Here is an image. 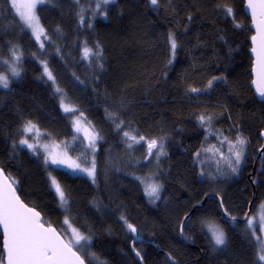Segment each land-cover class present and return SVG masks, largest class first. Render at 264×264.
I'll return each instance as SVG.
<instances>
[{
	"label": "trees",
	"instance_id": "trees-1",
	"mask_svg": "<svg viewBox=\"0 0 264 264\" xmlns=\"http://www.w3.org/2000/svg\"><path fill=\"white\" fill-rule=\"evenodd\" d=\"M95 6V0L38 5L47 36L42 49L11 0H0L1 65L16 47L22 59L21 76L0 87V166L18 194L43 215L45 225L64 232L67 218L91 236L86 247H79L87 264H263L247 222L224 219L219 204L220 198L228 216L244 218L264 202V154H259L264 100L252 87L254 31L245 0H158L156 5L114 0L94 12ZM170 33L177 42L174 56ZM85 47L101 51V58H85ZM63 98L85 112L101 133L94 179L54 171L28 150L14 148L25 121L58 141L74 137ZM201 116L214 118L219 134L248 141L242 174L231 183L223 185L218 175L215 183L201 176L197 153L207 145ZM127 130L144 141L127 147ZM153 139L165 143L155 174L145 159L146 142ZM50 176L65 192L67 205L62 206ZM150 176L162 186L155 204L144 191ZM207 195L205 205L192 212ZM206 222L223 228L227 240L222 250L214 249L203 228ZM0 259L5 261L1 229Z\"/></svg>",
	"mask_w": 264,
	"mask_h": 264
},
{
	"label": "snow or ice",
	"instance_id": "snow-or-ice-1",
	"mask_svg": "<svg viewBox=\"0 0 264 264\" xmlns=\"http://www.w3.org/2000/svg\"><path fill=\"white\" fill-rule=\"evenodd\" d=\"M112 0H97L94 12L96 9H101L102 6L110 4ZM45 3V0H11L12 7L19 14L21 20L25 27L31 29L32 33L37 40L44 36L47 39L45 31L40 24L39 17L36 14V8L38 5ZM152 5H156L158 0H150ZM248 8L251 10L252 21L255 25V35L251 37L253 47L251 49L252 53L255 55V63L253 71L255 73L256 79L253 80V84L256 85V92L261 98H264V0H248ZM227 11L230 13L231 9L228 8ZM106 15V13H98ZM81 23H84L83 15L80 16ZM91 27V25H88ZM239 27V25H237ZM169 42L173 56L175 55V50L177 48V42L174 34H169ZM41 47H43V41H41ZM99 49V45H97ZM89 55L99 59L102 56L101 51H93L85 47L84 57L87 58ZM12 57L15 62L20 60V55L17 54L15 50L12 51ZM169 64L172 63L171 59L168 61ZM100 67H103L101 64ZM45 73L49 79H53L51 72L48 70L45 64ZM11 74L13 76H19V70L17 67L12 66L10 68ZM224 77H213V80H222ZM0 86L4 88L8 87V77L7 75H0ZM213 86V81L208 82V88ZM60 89H57L59 92ZM193 92L200 91L199 89H192ZM62 107L63 104H62ZM66 113L74 111L69 107H64ZM82 115V114H81ZM206 120L205 116L200 117L201 123ZM124 121H120L115 126L120 128ZM35 125L31 121L27 122L24 131L33 132ZM75 127L77 132L81 131L80 122H75ZM86 138L89 141L88 147L95 151L96 141L100 137L94 132H89L84 130ZM124 137H126L132 143L128 144V147H132L133 144H138L144 141L143 136L137 138L136 134H132L129 131H124ZM264 135V133H262ZM21 144L27 145L29 149L35 153L37 151L36 145L28 143L27 139L20 141ZM230 143L229 151L231 156L225 157V162L233 173L239 171V166L244 159L245 148L244 146L248 143L247 139L244 137H238L236 142ZM47 150V145H44ZM148 155H155L158 159L160 155H163V143L155 139L147 142ZM264 149V145H261ZM153 149H159L158 152L153 153ZM199 155V153H197ZM83 159L84 163H88L87 157L82 154L81 157H77V160H73L67 155V153H53L48 152L44 157V163L46 166L49 164L56 166L53 170H58L60 168L69 169L73 172H84L89 176H95L96 163L93 158L90 167H82L78 160ZM3 176L2 170H0V177ZM50 183L54 187L55 192L59 196V200L62 206L67 205L68 201L65 196V192L62 190L60 184L56 180L55 176H50ZM161 185L156 183L147 184L144 191L146 195L154 202L160 198ZM261 211L259 213V225L260 230L264 232V203L260 205ZM227 211V210H225ZM123 220L124 217H121ZM235 220V217H232ZM255 220L256 217H249L247 219L248 228L255 231ZM65 224H69V220L66 218L64 220ZM127 224V228L130 232L136 233L137 229L134 225ZM0 226L3 230V248L6 252V264H85L84 260L78 254L75 249L76 246L84 248L87 246V242L91 240V236H85L81 234L77 229L72 228V239L65 242L56 229L51 226L45 227V224L41 221L40 213L34 208H29L16 194L15 188L12 183L8 181L7 177L0 179ZM208 228L211 232V238L215 245H224L226 243L225 233L221 228L215 224H208ZM138 239V237H136ZM260 240V237H257ZM261 247L264 249V241H261ZM136 255L140 257V252L137 251ZM143 259L142 257H140ZM260 261H264V253L258 256ZM0 264H5L3 259H0Z\"/></svg>",
	"mask_w": 264,
	"mask_h": 264
},
{
	"label": "rangeland",
	"instance_id": "rangeland-1",
	"mask_svg": "<svg viewBox=\"0 0 264 264\" xmlns=\"http://www.w3.org/2000/svg\"><path fill=\"white\" fill-rule=\"evenodd\" d=\"M95 1L97 2V0H95ZM113 1L114 0H112V2ZM15 12H16V10H15ZM16 14L20 18L19 14L17 12H16ZM36 14H37V8H36ZM40 24H41V22H40ZM27 29L30 31V33L32 34L34 39L40 45V48L44 49L45 41H46V39H44V36H41V39L37 40L36 37L34 36V34L32 33L31 29H29V28H27ZM41 41H43V47H41ZM15 51L18 54V52H19L18 47L15 48ZM20 57H21V54H20ZM21 60L22 59L20 58V60L18 62H15L14 58L11 55L10 58H7L5 60L6 65H4V66H6V67L2 66L1 62H0V68H2V69H0V75H7L8 87L11 85V82L13 80H15L21 76V69H20ZM45 64L47 65L48 70L51 72L48 63H44V64H42L43 69H44V73H45V68H44ZM12 66L17 67V69L19 70V73H20L19 76H13L11 74L10 68ZM49 80L53 82L52 79H49ZM0 87H3V86H0ZM63 100L64 101H62V103H64L63 104L64 107H69V108L74 110V111L68 112V113H66L64 111L65 114L67 116H69L70 125H71V129L73 131L74 137L68 141L55 140L49 134H47L46 132L41 130L38 127V125L32 121H31V123L36 126L34 131L33 132H25L24 127H25L26 123L29 122V121H25L19 129L18 140L14 145L15 150L17 152L20 151L21 149L22 150H28L33 157H35L37 160L41 161L44 165H45L44 157L48 154V152H53V153H65L66 152L67 155L69 157H71L73 160H77V157H81L83 154L84 156L87 157L88 163H84L83 159L78 160L77 162L81 163L82 167H90L91 166L90 162L92 161L93 158L95 159V163H96V167H97L96 153H98V149H99L98 146H99L101 139H102L101 133L99 132V130L92 127L88 123V121L84 117L85 112L81 111L75 104L70 103L67 99L65 100V98H63ZM64 107H63V110H64ZM213 120H215V119L214 118L206 119L205 122L202 123L203 126H205L206 131H207V140H206L207 145L204 148L203 153L201 155H198V164L200 165V168H201L202 178H205L207 181L214 182L217 180H214L213 177L217 178L218 176H220L221 178H219L218 180L223 181L224 183L222 182V184L224 185V184L231 183V182L235 181L236 179L240 178V176L242 174V167L244 164V160H245V157L247 156V152H246L247 149L244 146V148H245L244 159L242 160V162L239 166V171H237L236 173H233L231 171V169L228 167L227 163L225 162V157L231 156V153L229 151V148H230L229 142L234 144L237 139H235V137L233 135H229V137H226V136H223L222 134H219L218 132L214 131L216 129L213 126L214 125ZM76 121L80 122V126L82 129L79 132H77L76 127H75ZM85 129L88 130L89 132H94L95 134H97L100 137V139H97V141H96V146H95L94 152L91 148L88 147L89 141L86 138L85 131H84ZM127 131H129V130H127ZM129 132H131L132 134H135L134 131H132V130H130ZM227 133L232 134L233 132L229 129V132H227ZM124 138L126 139L127 147H128V144L132 143V142L129 141L126 137H124ZM23 139H27L28 143L36 145L37 151L34 153L32 151V149H29L27 147V145L21 144L20 141ZM148 141H151V140H148ZM147 142L145 145V159H146V161L149 162L148 164L153 165V167H151L152 168L151 172L153 174H155L156 170H159L158 168L160 167L159 166L160 160L165 156V143L163 141H158V143L159 142L163 143L164 154L160 155L159 158L157 159L155 155H148ZM44 145L48 146L47 150L45 149V147H43ZM132 146H134V144ZM152 151H153V153H156L159 151V149H153ZM48 167H56V166L49 164ZM61 169H65V168H61ZM65 170L70 172L73 175H84V176H88L92 179L95 178V177L89 176L87 173H84V172H73L69 169H65ZM95 172H96V170H95ZM209 177H211V178H209ZM137 178H139V177H137ZM156 182H157V180L155 179L154 176L146 177V179L144 180V187H146L147 184L156 183ZM156 184H158V183H156ZM218 186H220V185H218ZM212 189L215 190V189H217V187L215 185H213ZM160 193H161V189H160ZM146 197L148 198V200L151 203H154V204L157 203L159 200V199H157L153 202L147 195H146ZM262 203H264V202H261L257 205L255 212L253 214H251V216H250V217H256V220L254 222L255 223V231L248 228L247 223H246L247 229L249 231V236L254 240V242L258 246V251H257L258 256L260 254L264 253V249H262V247H261V241H264V232H262L260 230V225H259V213L261 211L260 205ZM69 223H70V226H69V224H67V226H64L65 231L61 232L62 235L64 236V238L66 239V241H69L72 239V234H71L72 228L77 229L76 227H73V225L71 224V221H69ZM208 224H215L219 228H221L222 230H223V228L221 227L220 224L215 223V222H206L203 225V228H204L206 234L208 235V237L210 238V241H211L212 245L214 246V249L216 251L222 250L225 247L226 243L224 245H219V246L215 245L214 241L211 238V232L208 228ZM77 230L81 234H83L79 229H77ZM225 236H226V234H225ZM257 237H260L261 239L258 240ZM75 250L79 252L80 251L79 246H76ZM261 262L264 264V261H261Z\"/></svg>",
	"mask_w": 264,
	"mask_h": 264
},
{
	"label": "water",
	"instance_id": "water-1",
	"mask_svg": "<svg viewBox=\"0 0 264 264\" xmlns=\"http://www.w3.org/2000/svg\"><path fill=\"white\" fill-rule=\"evenodd\" d=\"M245 12H246V14H247V15L250 17V19H251V26H252V29H253V31H254V35H255V34H256V33H255V25L253 24V21H252L251 10L248 8V0H245ZM252 47H253V44H252ZM251 55H252V57H253V67H254V63H255V55L252 53V51H251ZM253 67H252V74H253V80H255V79H256V76H255V73H254V71H253ZM253 80H252V87H253V89H254L255 92H256V85L253 84ZM256 94H257V96H258L261 100H264V98H261L257 92H256ZM262 133H264V130L262 131ZM261 136H262V139H263V141H264V135L261 134ZM263 145H264V143H263ZM259 154H260V156H263V154H264V149L261 148L260 151H259ZM0 170H2V173H3V176L0 177V179H3V177H7V178H8V181H9L10 183H12V186L15 188V190H16V194H17V195L19 196V198L24 202V200H23V199L20 197V195L18 194L17 189H16V186L14 185V183L12 182V180L8 177V175H7L6 172L2 169L1 166H0ZM211 195H212V196H215V194H211ZM209 197H210V195H207V196L205 197V199H204L203 202H201V203H199V204H196V205L194 206L192 212H194L196 209H198V208H200V207H203V206L205 205V203H206V200H207ZM24 204H26L29 208H34V207L29 206L26 202H24ZM219 204H220V209H221V212H222V215H223L224 219H226V220H228V221H232V222H239V221H241L242 223H246V222H247V219L251 216V212H248L244 218H236V217H235V220H233L232 217H230V216L227 215V213H226V211H225V207H224V205L222 204V200H221L220 198H219ZM34 209H35V208H34ZM35 210H36L37 212H39L37 209H35ZM39 213H40V212H39ZM40 216H41V221L43 222V215H42L41 213H40ZM188 219H189V216H186V217L183 219V222H182V225H181V237H183L184 227H185V225H186ZM45 227H48V225H45ZM51 227L54 228V229H56V231L60 234L61 238H62L65 242H67L66 239L64 238V236L62 235V233H61L56 227H54V226H51ZM0 229H1L2 236H3L2 226H0ZM138 239L142 240L141 238H138ZM136 240H137V239H136ZM136 240H133V242H132V247H133V244H134V242H135ZM74 250H75V249H74ZM3 251H4V255H5V264H6V252H5L4 248H3ZM77 252H78V251H77ZM78 254H79V255L81 256V258L84 260L85 264H87L86 261H85V259L82 257V255H81L79 252H78ZM140 257H141V256H140ZM140 257H138V258H139V260L142 262V259H141Z\"/></svg>",
	"mask_w": 264,
	"mask_h": 264
}]
</instances>
